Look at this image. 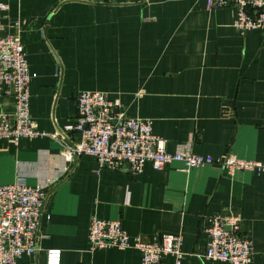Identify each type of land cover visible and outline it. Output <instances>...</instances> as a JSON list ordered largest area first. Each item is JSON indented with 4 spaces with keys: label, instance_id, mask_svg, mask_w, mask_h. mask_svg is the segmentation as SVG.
I'll use <instances>...</instances> for the list:
<instances>
[{
    "label": "crops",
    "instance_id": "crops-1",
    "mask_svg": "<svg viewBox=\"0 0 264 264\" xmlns=\"http://www.w3.org/2000/svg\"><path fill=\"white\" fill-rule=\"evenodd\" d=\"M1 1L4 31L19 37L33 75L30 115L46 133L0 137V185L21 176L46 187L37 251L16 264H46L49 249L60 251L59 264H141L136 249L89 250L92 215L149 241L180 234V264H229L202 258V228L229 212L250 235L251 264H264V174H229L216 162L188 171L146 162L133 174L64 155L79 140L64 128L77 95L97 90L119 98L125 116L151 119L168 151L264 161V30L240 32L233 5L205 0ZM0 98L11 113L13 97L1 90ZM173 262L167 255L160 264Z\"/></svg>",
    "mask_w": 264,
    "mask_h": 264
},
{
    "label": "built area",
    "instance_id": "built-area-1",
    "mask_svg": "<svg viewBox=\"0 0 264 264\" xmlns=\"http://www.w3.org/2000/svg\"><path fill=\"white\" fill-rule=\"evenodd\" d=\"M207 7L233 5L236 17L233 26L240 32L250 29L264 30V0H205ZM7 4L0 0V91L13 97L11 113L1 111L0 137L17 143L23 137L42 136L46 133L36 127L29 111V84L33 75L29 71L24 47L18 36L4 31L3 13ZM66 131L76 132L79 140L66 147L65 158L73 155H90L103 167L118 169L128 164L136 174L146 162L161 169L172 162L181 163L183 170L210 163H219L233 174L247 170L264 174V161L235 159L227 156L214 159L191 151L171 152L165 140L152 131L149 118L127 117L119 98H109L97 90H85L76 97V116ZM55 137V136H54ZM46 197V187L31 186L21 176L11 183L0 185V264H16L23 254H35L41 207ZM48 218V216H47ZM228 226L229 230L225 227ZM238 213L215 214L202 228L205 251L202 258L224 261L229 264L252 263V240L240 230ZM89 250L106 247L136 249L141 254V264H160L163 257L171 255L173 264L182 258L180 234H163L156 241L131 236L120 220L103 219L92 215L87 233ZM46 264H59L60 251L49 249Z\"/></svg>",
    "mask_w": 264,
    "mask_h": 264
},
{
    "label": "water",
    "instance_id": "water-1",
    "mask_svg": "<svg viewBox=\"0 0 264 264\" xmlns=\"http://www.w3.org/2000/svg\"><path fill=\"white\" fill-rule=\"evenodd\" d=\"M68 145H69L70 147H72V146H73V145H72V144H70V143H69ZM73 156H75V155H73ZM126 165H128V164L126 163ZM225 229H226V230H229V227H228V226H226V227H225Z\"/></svg>",
    "mask_w": 264,
    "mask_h": 264
}]
</instances>
